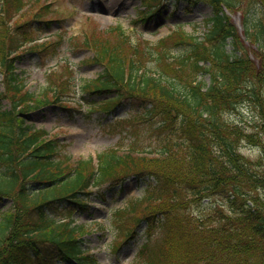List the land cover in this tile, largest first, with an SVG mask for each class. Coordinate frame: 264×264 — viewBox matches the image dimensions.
<instances>
[{
  "label": "trees",
  "instance_id": "16d2710c",
  "mask_svg": "<svg viewBox=\"0 0 264 264\" xmlns=\"http://www.w3.org/2000/svg\"><path fill=\"white\" fill-rule=\"evenodd\" d=\"M155 2L147 0L148 6ZM184 2L190 13L200 2L208 3L213 16L203 42H187L188 35L178 38L176 45L191 48L174 60H167L171 48L166 41L151 45L138 39L134 46L121 26L95 28L80 44L93 51L92 62L103 66L98 79L82 86L91 95L107 96L98 108L110 112L126 100L151 104L171 141L164 139L155 155L138 152L133 143L128 151L109 149L77 158L58 138L28 123L31 112L48 105L70 110L65 97L74 87L73 73L65 79L52 69L40 94L26 87L25 78L15 72L19 57L12 54L28 40L30 28L14 35L7 28L9 15L25 1L3 0L0 207L5 201L11 206L2 214L0 209V264H52L50 257L98 264L85 250L87 228L73 215L88 208L94 187L117 186L133 174L152 180L144 195L114 219L117 234L126 241L146 223V242L135 264H264V0ZM223 7L241 12L245 39ZM164 9L159 5L148 14ZM59 44L51 47L53 52ZM246 106L257 113L256 131L226 119ZM243 147L262 151L251 158L241 152ZM204 199L223 203L194 215L191 208ZM54 208L61 219L50 214Z\"/></svg>",
  "mask_w": 264,
  "mask_h": 264
},
{
  "label": "rangeland",
  "instance_id": "374dc122",
  "mask_svg": "<svg viewBox=\"0 0 264 264\" xmlns=\"http://www.w3.org/2000/svg\"><path fill=\"white\" fill-rule=\"evenodd\" d=\"M24 10L15 15L13 22L16 24L31 20L37 12L45 19H59L50 26L36 22L30 24L29 38L46 39L49 43L61 39L59 48L40 57L34 50L25 51L29 42H23V46L17 50L22 53L16 62V72L26 79V84L32 92L40 93L47 83L46 73L56 69V74L68 78L73 71L74 96L72 101V113H68L55 106H48L43 110L33 112L29 116L28 123L36 128H44L49 134L59 137L66 144V150L76 157H92L99 152L117 149L127 151L134 145L142 151H155L158 149V138L161 136L158 129L160 120L157 115L144 111V108L122 104L113 109L112 114L107 115L96 111V105L107 96L88 95L82 92L84 82L98 79L102 73V66L91 62L92 52L80 44L83 36L94 31L95 28L108 29L120 25L126 34L134 41L139 35L152 44L160 43L165 39L167 47L171 48V55H184L191 48L186 45L174 44L177 35L173 32L177 29L176 23H181L183 31L195 39H202L206 32L205 20L213 15L210 4L199 3L193 12H187L184 0H163L167 11L176 8L173 19L168 15H158L146 22L139 21L140 11L147 10L141 0H24ZM239 30H242L239 13H230ZM58 17V18H57ZM168 25L164 26L163 24ZM159 26H156L158 25ZM44 43V44H45ZM41 44V45H44ZM34 51V52H33ZM154 71V68H152ZM70 72V74L68 73ZM207 80V78L205 79ZM3 85L0 77V92ZM97 98V100H96ZM96 101V102H95ZM95 102V103H93ZM256 112L249 106L241 107L237 112L226 115L230 122L242 123L248 130L256 131ZM121 119L124 124H114L115 119ZM130 119V124L126 119ZM128 120V119H127ZM132 120V121H131ZM136 142V144H135ZM68 147V148H67ZM241 151L252 157L260 155L262 149L243 147ZM148 177L137 178L133 176L116 188H96L99 195H94L88 200L89 208L74 214L76 223L83 224L88 229L85 236V248L96 255L99 264H135L137 252L145 242L143 230L139 231L136 238L117 247L114 239L115 233L111 224L112 214L119 208L126 207L131 201L141 198L147 187ZM264 196V193H263ZM221 200H205L202 204L192 207V212L203 216L218 204ZM11 203L5 201L0 207L1 214L10 209ZM52 216L60 217V211L51 209ZM0 214V215H1ZM59 264V263H58Z\"/></svg>",
  "mask_w": 264,
  "mask_h": 264
}]
</instances>
